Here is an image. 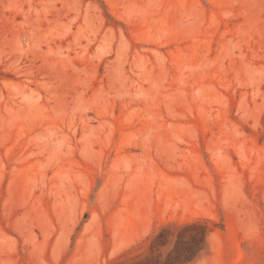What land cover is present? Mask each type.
I'll return each instance as SVG.
<instances>
[{"label":"rangeland","instance_id":"rangeland-1","mask_svg":"<svg viewBox=\"0 0 264 264\" xmlns=\"http://www.w3.org/2000/svg\"><path fill=\"white\" fill-rule=\"evenodd\" d=\"M192 223L190 264H264V0H0V264Z\"/></svg>","mask_w":264,"mask_h":264},{"label":"trees","instance_id":"trees-1","mask_svg":"<svg viewBox=\"0 0 264 264\" xmlns=\"http://www.w3.org/2000/svg\"><path fill=\"white\" fill-rule=\"evenodd\" d=\"M219 228L222 229V226ZM200 231V233H196ZM207 228L205 224L192 223L182 226L176 233L171 232L166 227H160L150 237V251L152 264H190L201 252L206 238ZM173 238L172 249L168 252L164 261H159L160 248L168 243V239Z\"/></svg>","mask_w":264,"mask_h":264}]
</instances>
